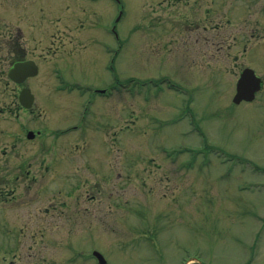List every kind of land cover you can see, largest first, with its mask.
Returning a JSON list of instances; mask_svg holds the SVG:
<instances>
[{
  "label": "rangeland",
  "instance_id": "1",
  "mask_svg": "<svg viewBox=\"0 0 264 264\" xmlns=\"http://www.w3.org/2000/svg\"><path fill=\"white\" fill-rule=\"evenodd\" d=\"M47 27L31 110L0 51V264H264V83L233 103L264 0H44Z\"/></svg>",
  "mask_w": 264,
  "mask_h": 264
},
{
  "label": "flooded vegetation",
  "instance_id": "2",
  "mask_svg": "<svg viewBox=\"0 0 264 264\" xmlns=\"http://www.w3.org/2000/svg\"><path fill=\"white\" fill-rule=\"evenodd\" d=\"M38 1L39 0L35 1L34 3L37 4ZM94 1H96V0H94ZM0 2H1V0H0ZM41 2L42 3L39 6H37L36 8L25 7V9H24V12H26V11L29 12V16L28 17L24 16V18L31 25V28L30 29L28 28L27 31H25L22 28V26L18 25V24H14V28L10 29L9 31H6V30L4 31V30H2L1 25H0V51H2V52L6 51L7 52V54H6V55H8L7 60L10 63L9 64V70L14 64H16L18 62H24L26 60H34L38 65V69H39L38 75L35 77H29L28 79H26L25 82H29L31 79L38 77L40 72L42 71L41 62L32 58L33 53L36 50V45L33 46L32 44L35 43L34 41H35L36 37L39 35L42 37L43 41H40V44H43V42H44V35H46V37L48 35H50L51 39L56 37V35L53 34L54 32H51V34L49 33L50 28H48V27L44 28V0H41ZM75 6L80 8L79 4H75ZM0 9H4V12L9 13L10 8L9 9L4 8L1 4ZM70 9H71V7H68L67 11H69ZM53 11L58 13L59 7L58 6L54 7ZM16 16H17V19H20L21 21L26 22L25 20L22 19L21 13L16 14ZM77 16H78V14L77 13L75 14V12H72L69 14L64 13L62 15V17L58 18L57 22H51V23L53 25L58 23V26L61 24L64 26H67V24H74L76 22ZM8 18L9 19H5V18L0 17V22L3 20H5L8 23L14 22V20H13L14 16L8 17ZM35 18H38L40 20V24L37 26H35L33 24V19H35ZM116 28H117V26H114L112 29V32L115 34L116 37H118L119 34H118V31L116 30ZM65 30H62L63 33H66V34L71 33L70 32L71 29L68 30V32H65ZM72 43H74V42H72ZM33 47H35V48H33ZM9 70H8V72H9ZM43 70H44V65H43ZM7 75H8V73H7ZM47 76L49 77L48 71H47ZM52 81H53V79L51 80V83H52ZM62 82H64V81L62 80ZM13 83L17 85L19 92L22 88L25 87L23 85L24 83L22 85H18L16 82H13Z\"/></svg>",
  "mask_w": 264,
  "mask_h": 264
},
{
  "label": "water",
  "instance_id": "3",
  "mask_svg": "<svg viewBox=\"0 0 264 264\" xmlns=\"http://www.w3.org/2000/svg\"><path fill=\"white\" fill-rule=\"evenodd\" d=\"M38 73V67L34 61H27L15 64L10 72L9 77L17 83L23 82L27 77L35 76ZM262 79L258 77L253 69L246 68L241 74V77L237 83V91L234 96V103L240 104L243 101H253L258 91L261 90ZM21 103L26 107H32L34 103V96L29 88H25L21 91L20 95ZM35 137L34 132L28 133V138ZM100 262L105 264V260L96 253Z\"/></svg>",
  "mask_w": 264,
  "mask_h": 264
}]
</instances>
